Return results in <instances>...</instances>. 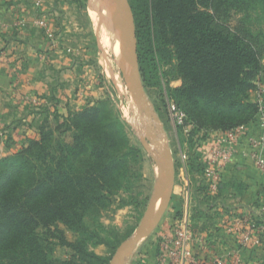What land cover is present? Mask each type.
Wrapping results in <instances>:
<instances>
[{
	"label": "trees",
	"instance_id": "obj_1",
	"mask_svg": "<svg viewBox=\"0 0 264 264\" xmlns=\"http://www.w3.org/2000/svg\"><path fill=\"white\" fill-rule=\"evenodd\" d=\"M86 1L74 0L80 8ZM131 3L144 82L158 77L159 60L170 65L166 80L182 83L169 84L168 91L193 134L226 132L257 120L261 105L254 93L264 85V0ZM233 13L241 14L237 27L228 24ZM41 99L46 103L38 107L50 111L53 99ZM47 122L37 126L36 137L0 157V264H108L109 256L89 249L87 235L97 236V244L106 241L85 219L118 197L123 206L143 205L133 192L134 180L142 176V149L131 143L127 123L105 99L69 113L59 127ZM194 163L191 169L201 174L203 164ZM205 188L201 182L197 191L209 199ZM41 228L68 249L64 259L46 250ZM126 237L108 240L110 252Z\"/></svg>",
	"mask_w": 264,
	"mask_h": 264
},
{
	"label": "crops",
	"instance_id": "obj_2",
	"mask_svg": "<svg viewBox=\"0 0 264 264\" xmlns=\"http://www.w3.org/2000/svg\"><path fill=\"white\" fill-rule=\"evenodd\" d=\"M74 3V0H44L40 10L35 0H0V53H6L5 61L0 62V157L15 152L29 138L36 137L30 120L36 116L33 109L37 106L26 101V95L49 96L53 99L47 104L49 108L56 107L65 115L79 108L72 84L62 88L55 78L73 62L69 53L74 52V42L69 44L66 40H73L70 33L73 25L68 28L71 21L67 17ZM41 15L50 20L55 38L50 39L37 24ZM178 85L180 82H176L175 86ZM67 100L71 104L69 109ZM243 127L246 133L238 139L232 159L224 162L221 155L215 161L213 170L221 178L215 192L209 188L207 164L228 131H202L197 135L196 148L189 154L182 153L184 159L192 158L189 162L203 164L201 174L190 168L189 174H184L186 170L178 171L174 156L175 185L164 220L166 225L161 224L157 230L153 255L149 258L147 248L143 247L131 264H169L165 239L184 217L188 218L196 238L193 253L203 264H233L235 259L239 264H264V237L262 246L240 249L235 238L224 231L225 221L235 215H254L264 221V172L252 158L250 145L251 136L264 137V126L258 116ZM10 135L12 139L8 140ZM201 182L209 199L197 191Z\"/></svg>",
	"mask_w": 264,
	"mask_h": 264
},
{
	"label": "rangeland",
	"instance_id": "obj_3",
	"mask_svg": "<svg viewBox=\"0 0 264 264\" xmlns=\"http://www.w3.org/2000/svg\"><path fill=\"white\" fill-rule=\"evenodd\" d=\"M129 1L132 6L131 0ZM66 7L68 8V6ZM71 11L68 12L67 17L71 22L67 23V26L70 29L71 25H73V29L70 31L73 40H66V42L68 41L69 44H72V41L74 42L73 49L75 53L72 52L73 50L71 51L72 53H69L72 54L71 56L73 57L72 64L69 67H64L62 69L64 71L63 73L58 72V74L55 75L57 83H59L62 88H65L66 85L69 86L72 84L74 101L78 103V109L85 105H93L103 99L107 100L110 107L127 123V132L131 143L137 147H140L143 153L142 167L140 169L142 176L140 179L137 177L134 180L135 188H133L135 195L139 194L138 198L143 201V205L140 207L135 204L123 206L120 202V198L118 197L117 201L112 206L103 209L100 213L91 215L85 219L86 224L91 228V230H93L99 235V237H102L106 241L105 244H97V241L99 240L97 236H91V234L90 236L87 235L85 236V239L87 240L89 249L98 254L107 255L111 259L118 246L138 227L143 215L147 210L148 203L159 173V168L155 160L157 151L155 154V148L152 146V141L147 134V129L144 128L145 126L140 123L139 125L135 124V127V125L131 124L127 118V116H136L137 120L140 121L142 113L136 105L134 94L131 88L130 68L126 59L124 47L122 48L123 51L121 52V46L119 42L117 44L115 41H111L110 44H108L109 46L101 45L99 39H97L98 36L94 28L92 17L89 13L88 0L81 6V8L79 7L78 3L75 2ZM240 18L241 14L233 13L228 21V24L231 27H237L239 25ZM117 41H119V39H117ZM138 44L139 40L137 35V46ZM104 52L105 54H103ZM138 54L140 61L139 47ZM105 58L109 59L107 60V63ZM159 62L160 71L158 72V77L153 78L149 82L145 83L141 70L142 65L140 63L141 76L148 99L158 116L159 121L156 128L163 141L166 142V144L171 148L176 159V166H178L179 169L178 171L181 170L183 172L186 170L184 173L186 174L187 171H189V168L191 169V163L189 162L191 160L187 158L184 159L182 153L189 154L193 148H196L195 146L199 143V138L197 135H199L200 132L193 134L194 128H192V125L191 128L185 129L174 122L169 108V102L174 98L169 94L168 87L169 84H171V86H175L176 82H180L181 84L182 80L173 79L170 82L166 80L167 77L165 73H169L171 67L165 62L160 60ZM107 71L111 72L108 73ZM254 94H257V97L259 98L258 91H255ZM67 103V109H69L71 104L68 100ZM33 111L36 116H32V119L30 120L31 124H29L33 126L32 129L35 131L34 133L36 135L37 126L46 118H48L47 123L49 126L56 128L62 124L64 118L68 116L69 113L74 112V110H70L69 113L65 115L59 111L57 113H54V110L46 111L41 107L34 108ZM261 125L264 126V122H262V120ZM64 127L65 126H63V129ZM56 135H59V131L56 132ZM67 136H72V134L69 133ZM257 137L264 139L263 136ZM144 139L148 141V146L154 153H151L149 149L145 147ZM190 176L191 175H188L187 177L188 181H191V179H189ZM180 180H182L181 177ZM184 180H186V176H184ZM128 195V192H122V197L128 199ZM166 212L161 223L152 233V235L142 240L138 244L134 254L128 258L127 264H131V262H133V259L138 256V252L143 247L147 248V254L149 258L153 255L151 252L155 251V247L157 246V230L159 227H161V224L164 226L166 225V221H164ZM60 227L65 229L69 240H74L75 234L71 230L66 229L62 224ZM39 232L41 234L44 247L52 257L56 259H64L67 256L68 249L62 246L57 238H54V236L50 235V233H48L44 228H41ZM124 236L127 237L118 244L113 253L110 252L111 247L108 244V240L116 242V238H123Z\"/></svg>",
	"mask_w": 264,
	"mask_h": 264
},
{
	"label": "built area",
	"instance_id": "obj_4",
	"mask_svg": "<svg viewBox=\"0 0 264 264\" xmlns=\"http://www.w3.org/2000/svg\"><path fill=\"white\" fill-rule=\"evenodd\" d=\"M44 0H35L37 9H42ZM37 24L44 29L45 34L51 39L55 38L53 30L50 26V20L45 15H41L36 20ZM6 53H0V62H4ZM258 101L261 105L260 120L264 122V85L259 86ZM25 100L34 105L35 107L43 105L46 100L41 99L36 95H26ZM171 116L176 124L185 129L191 128V124L187 123L185 112L178 107V105L171 100L169 102ZM245 128L243 126L237 127L227 132V135L219 146L216 148L214 155L208 160V168L206 170L209 179V188L215 192L219 185L221 178L214 172L213 167L215 161L219 156H223L224 162H228L234 156L235 145L238 139L242 137ZM226 144H225V143ZM251 155L256 165L264 172V139L256 136L250 137ZM224 231L226 234L235 238L237 245L240 249H247L252 247H259L263 244L264 237V221L259 220L254 215H235L228 218L224 223ZM172 234L165 239L164 248L167 251L169 264H203L199 258L193 253L192 246L196 241L193 233L192 226L188 218H182L177 225L172 228ZM235 258V257H234ZM219 262H221L219 260ZM233 264H239L237 259Z\"/></svg>",
	"mask_w": 264,
	"mask_h": 264
},
{
	"label": "water",
	"instance_id": "obj_5",
	"mask_svg": "<svg viewBox=\"0 0 264 264\" xmlns=\"http://www.w3.org/2000/svg\"><path fill=\"white\" fill-rule=\"evenodd\" d=\"M116 15V26L120 33L126 59L130 68L131 88L134 94L136 105L141 113L149 117L147 134L153 144L158 145L154 152L156 163L159 168L158 177L150 197L147 210L143 215L140 224L135 231L125 239L116 249L109 264H127L138 244L149 237L161 223L163 216L172 199L175 185V159L171 148L163 141L156 126L158 116L148 99L144 82L141 76L140 61L137 46V34L134 12L129 0H111ZM144 145L150 150L148 141L144 139ZM159 208L155 212L156 206Z\"/></svg>",
	"mask_w": 264,
	"mask_h": 264
},
{
	"label": "bare ground",
	"instance_id": "obj_6",
	"mask_svg": "<svg viewBox=\"0 0 264 264\" xmlns=\"http://www.w3.org/2000/svg\"><path fill=\"white\" fill-rule=\"evenodd\" d=\"M88 9H89V13H90L92 20H93V24H94V28L96 30V34L98 36L97 39H99L101 45L102 46H106V45L109 46L108 44H110L111 41H115L117 44L119 42L120 46H121L120 50L122 52L123 51L122 40H121L120 33L118 31V28L116 26V15H115V12L113 9L112 1L111 0H88ZM117 39H119V41H117ZM115 46H116V44H115ZM113 48H114V46H113ZM105 51H106V49H105ZM117 51H118V48H117ZM116 53H118V52H116ZM103 54H105V52ZM114 56H115V54H114ZM107 60H109V59L108 58L106 59V63H107ZM106 69H107V67H106ZM110 69H111V67H110ZM110 72H108V73H110ZM109 75H111V74H109ZM127 118H128V121L133 125H135V124L139 125L141 123L143 126L147 127L148 123H149V117L146 113H142V115L140 117V121L137 120L136 116H132V117L127 116ZM136 125H135V127H136ZM152 146H153V148H156L158 145L153 144ZM151 153H154V152L151 151ZM158 208H159V203L156 206L155 212L158 210Z\"/></svg>",
	"mask_w": 264,
	"mask_h": 264
}]
</instances>
